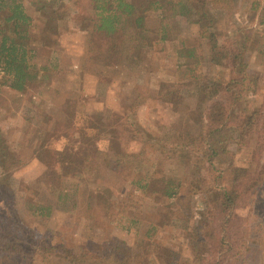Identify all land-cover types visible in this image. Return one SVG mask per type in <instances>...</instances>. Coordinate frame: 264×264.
Instances as JSON below:
<instances>
[{
  "label": "trees",
  "instance_id": "16d2710c",
  "mask_svg": "<svg viewBox=\"0 0 264 264\" xmlns=\"http://www.w3.org/2000/svg\"><path fill=\"white\" fill-rule=\"evenodd\" d=\"M68 1L74 7L78 6L76 0ZM25 2L48 22L63 20L65 11L64 0H0V88L7 86L17 93H24L39 78V72L44 78L50 70L60 69L56 48L51 49V62L41 67L35 62L37 51L31 45L32 16ZM148 11H159L160 15L169 11L171 16H184L197 24L211 64L216 67L225 63L229 69L226 79L205 78L195 117L198 130L194 133L189 129H175L166 142L153 141L146 132V136L142 133L127 113L110 111L103 104L94 102L85 104L89 109L81 107L78 111L76 99L67 96L59 110L61 121L57 130L45 131L39 148L32 150L31 156L39 158L43 167L42 186L58 187L57 203H63L70 195L66 189L60 188L63 180L94 168L106 190L113 184L112 175L121 183L134 186L160 206L156 218L148 211L140 212L147 221L145 226V221L142 222L137 215L126 218L128 225L125 229L129 231L135 227L136 234L140 233L138 244L150 239L161 225L182 219L192 258L189 264H259L261 247L254 232H258L261 220L245 233L247 239L246 236L234 237L238 230L236 222L240 221L235 212L238 201L245 192L255 190L264 180V163L254 151H249L256 138L254 133L264 131V96L256 108L241 113L237 111L240 105H247L248 97L254 94L260 81L258 73L249 72L247 68L253 34L243 31L241 37L231 42L221 38L216 26L219 21L227 20L228 13L222 0H90L87 10L71 25L88 37H99L96 47L91 48L92 53L118 59L126 48L152 44L155 37L145 26ZM259 25L264 30V16ZM43 30L49 36L54 28L48 25ZM255 48L264 55V42ZM102 136L107 138L108 151L120 161V168L118 172L107 170L108 175L101 172L100 176V171L92 166L98 155L96 143ZM50 138H64L72 145L58 150L52 146ZM128 140L140 142L135 153L125 151ZM237 155L245 161H236ZM137 162L144 167L142 172L138 171ZM21 164L22 160L0 137L2 258L8 260L10 256H21L37 264H138L132 262L129 246L118 239L105 243L90 240V243L75 246L63 237L62 230L47 228L40 231L31 226L20 213L11 182ZM177 165L187 171L184 175L186 186L173 170ZM197 195L203 197V208L199 211V219L189 228V201ZM32 208L34 216L50 215L52 204L36 203ZM65 210L68 215L72 214L67 207ZM160 256L165 264H185L168 249Z\"/></svg>",
  "mask_w": 264,
  "mask_h": 264
},
{
  "label": "rangeland",
  "instance_id": "374dc122",
  "mask_svg": "<svg viewBox=\"0 0 264 264\" xmlns=\"http://www.w3.org/2000/svg\"><path fill=\"white\" fill-rule=\"evenodd\" d=\"M76 1L78 6L74 7L71 1L64 0V18L59 22H48L46 17L36 13L25 2L32 16L31 45L37 51L35 62L39 67L48 64L52 59L51 49L56 48L59 50L56 60L60 63V69L50 70L49 76L44 78L42 72H39V78L24 93H17L7 86L0 88V137L23 163L14 172L11 181L16 204L20 213L36 230H62L63 237L71 240L75 246L83 242L90 243V240L105 243L118 239L129 246L134 263L165 264L160 255L168 249L174 251L181 262L189 264L192 258L185 236L187 229L184 220L174 219L171 223L161 225L150 239L143 238L146 240L138 244L140 233L136 234L135 227L129 231L125 229L128 225L126 218L137 215L142 222L145 221V226L147 221L140 212L148 211L156 218V211L160 207L158 204L147 199L134 186L123 184L112 175L110 179L113 184L106 190L91 167L76 177L63 180L60 188L66 189L70 195L63 203H57L60 189L56 186H42L40 179L43 167L39 158L31 154L32 150L39 148L45 138V131L57 130L61 121L59 110L67 96L76 99L78 111L81 107L89 109L85 104L94 102L103 104L110 111L127 113L142 133L145 135L146 132L153 141L166 142L175 129H189L195 133L199 128L195 117L198 115L197 107L202 98L205 78L226 79L229 69L225 63L216 67L211 64L206 42L197 24L184 16H171L169 11L162 15L159 11H148L145 26L155 37L151 45L126 48L118 59L94 54L91 48L96 47L99 37H88L77 32L72 26L74 24L71 25L87 10L90 0ZM222 2L228 7L227 20L231 17L234 19L232 22L222 20L217 23L216 29L221 38L231 42L241 37L243 31L253 34L247 68L249 72L258 73L260 81L254 94L248 97L247 105L238 106L237 111L241 113L256 108L264 96V55L255 48L264 42V30L259 25L264 16V0ZM48 25L54 28L49 36L43 30ZM163 36L165 38L162 39ZM254 134L256 138L251 142L249 151H254L256 157L264 163V131ZM49 141L58 150L72 145L64 138H50ZM96 145L98 155L92 167L100 171V176L101 172L107 173V170L118 172L120 161L108 151L107 138L100 137ZM73 146L76 147V144ZM140 146V142L128 140L125 151L135 153ZM237 156L236 161H245L242 156ZM143 170L141 165L138 171ZM173 170L186 186V169L177 165ZM36 203H51L50 215H32V206ZM189 203L191 218L188 227L192 228L203 208V197L194 196ZM28 204L31 206L28 207ZM65 207L72 214L68 215ZM235 212L240 220L236 222L238 230L235 231V238H245V233L261 220L262 225L254 234L261 247L259 264H264V180L255 190L245 192ZM244 224L248 226L245 228ZM0 264L37 262L21 256H10L6 260L0 254Z\"/></svg>",
  "mask_w": 264,
  "mask_h": 264
}]
</instances>
